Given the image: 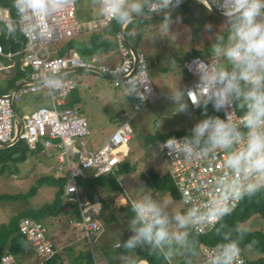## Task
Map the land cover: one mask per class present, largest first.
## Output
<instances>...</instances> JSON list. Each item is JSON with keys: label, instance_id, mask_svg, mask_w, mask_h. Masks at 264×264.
I'll return each mask as SVG.
<instances>
[{"label": "rangeland", "instance_id": "obj_1", "mask_svg": "<svg viewBox=\"0 0 264 264\" xmlns=\"http://www.w3.org/2000/svg\"><path fill=\"white\" fill-rule=\"evenodd\" d=\"M190 2L188 5H181L168 11L171 20L169 29L161 28L160 21L163 15L155 20L145 17L136 20L132 25L130 43L136 52L143 54L147 60L146 73L158 97L155 102L136 111L129 98L134 94H130L128 87H115L111 79L87 71H75L64 75L63 79L69 89L66 96L59 97L56 92L53 93L58 109L69 107L87 122L89 134L83 138H73L74 146L78 150L98 151L120 126L123 124L130 126L132 138L118 157L121 161L119 166L129 165L134 170L120 177L122 196L127 199V196L137 197L145 190L151 191L155 199L162 201L163 209L168 215L169 231L186 233L184 240L180 243L174 242L175 253L169 250L167 254L171 264H207L201 246L189 256L191 246L187 242V236L194 232L191 224L184 229H178L172 219L173 214L186 212L181 201L173 199L168 193L149 189L142 182V176H147L150 170L160 176L168 172L158 150L159 141L154 136L190 129L196 122L195 114L189 106L183 113H173L171 110L173 106L167 97L170 89L189 87L193 79L186 73L184 62L195 57L196 52H202L201 59H205L210 37L223 23L222 17L197 2ZM95 4L96 0H87V3L84 0H76L77 14L82 17L81 19H88L92 10L96 9ZM209 25L210 28L206 27ZM63 45L64 41H57L44 45V48L51 57H54ZM170 60L175 61V67L169 66ZM13 61L0 56V66H7ZM8 77L7 72L0 71V86L7 83ZM20 95L19 100L13 102L15 115L20 122L34 111L52 105L48 90ZM68 102L73 103L67 106ZM32 153H28L24 162L12 166L10 172L7 171L0 176V196L26 194L40 178L46 176L58 178L64 175V168H60L54 157ZM55 191L54 188L42 186L28 202H0V226L7 224L10 219L27 208L39 209L45 204L52 203ZM112 196H114L111 205L113 221L109 227L102 226L100 235L91 244L85 240H76L74 227L65 213L41 222L46 236L54 244L55 249L65 251L63 254L65 264H75L76 257L85 250L92 253L94 264H106L98 255L101 248L107 250L111 256L122 252L123 248L115 250L112 247L117 241L127 239L129 217L119 210L121 195ZM64 204L66 206V202ZM108 213L104 212V217H108ZM241 228L245 231L264 232V220L254 216L243 223ZM241 254L249 264H258V260H264V252H259L253 245L243 248ZM14 260L16 264H42L29 244L25 253Z\"/></svg>", "mask_w": 264, "mask_h": 264}, {"label": "clouds", "instance_id": "obj_2", "mask_svg": "<svg viewBox=\"0 0 264 264\" xmlns=\"http://www.w3.org/2000/svg\"><path fill=\"white\" fill-rule=\"evenodd\" d=\"M174 2L99 0V10L101 15L118 23L128 22L135 16L163 13L161 28L169 29L170 14L164 10ZM57 3L58 0H28L25 6H18V11L23 12L26 7L38 12L55 8ZM215 7L223 23L210 37L206 58L196 59L189 66L197 78L195 90L177 87L170 89L167 97L173 113L185 112L191 103L194 107H203V118L192 124L187 135L169 136L161 147L172 157L185 160L220 152L224 171L199 206L183 214H173L178 229L189 224L215 225L227 214L228 201L250 197L264 189V0H216ZM169 66L175 67V61L170 60ZM130 85V94L144 99L139 87L132 82ZM196 94L201 99L194 102ZM234 104L244 109L239 124L232 117ZM209 105L213 112L223 116L208 115ZM177 190L188 202L190 194L182 187ZM126 204L129 235L113 247L132 250L146 245L163 252L173 242L185 239L186 233L169 231L162 201L155 199L151 191L145 190L137 197L127 196ZM238 255V242L226 238L212 264H234ZM121 264H129L127 255H121Z\"/></svg>", "mask_w": 264, "mask_h": 264}, {"label": "built area", "instance_id": "obj_3", "mask_svg": "<svg viewBox=\"0 0 264 264\" xmlns=\"http://www.w3.org/2000/svg\"><path fill=\"white\" fill-rule=\"evenodd\" d=\"M15 1L18 6H25L28 3V0ZM75 2L76 0H58L55 8H44L38 12L25 7L23 12L18 11L15 21L17 32L21 37L18 38L16 35L12 37L13 44L19 47L18 51L5 53L0 43V56L9 61L20 56V70L25 75L23 81L19 83L18 87H21L17 91L0 95V148L12 144L17 138L15 144L24 142L30 151L37 152L38 155L53 154L52 156L60 168H65L68 175V182L64 186V200L76 204L79 209L80 218L69 221L74 227L75 238L91 244L98 238L102 230L97 216L102 213L103 207L99 203H89L80 198L76 179L88 171L94 177L113 174L121 164L119 153L123 148H126L132 138V129L128 124H123L98 151L78 150L74 146L73 138H83L89 134L87 122L69 107L58 109L53 93L56 92L59 97L66 96L69 89L67 82L63 79L64 75L75 71H87L111 79L115 87L130 89V82L139 87V91L144 93V99L141 100L133 93L135 100L132 107L136 111L155 102L158 97L146 73L147 60L145 56L141 53L134 55L123 41L121 33L116 35L120 58L118 67L98 65L94 60L82 61L78 53L72 49L67 50L65 55L51 57L44 45L76 37L81 31V25L76 16ZM194 2L207 4L216 9V0H194ZM155 15L157 14H152V16ZM113 20L102 15L101 23L108 26ZM11 22L9 10L0 6V25L10 28ZM1 35L0 29V37ZM196 59L201 58L191 57L184 62L186 73L193 79L188 88L193 90H195L197 78L189 71V66ZM13 66V62L7 66H0V71L9 73ZM41 90L49 91L51 107L40 108L20 122L15 115L13 102L19 100L20 93H37ZM200 99L199 94L193 97L194 102ZM188 104L193 109L196 108L193 104ZM231 113L233 120L239 124L240 116L237 114L235 105H233ZM18 127H20L19 133H17ZM241 131L244 129L241 128ZM55 139H59L58 144L51 142ZM162 142H158V150L167 167V175L173 181L185 211L193 206H199L206 196L211 194L215 188L216 178L224 171L221 167L223 155L220 152H213L191 160L174 158L161 147ZM178 187H182L190 194L188 202L182 198L181 193L177 190ZM243 198L228 201L226 215L231 213ZM126 205L124 200V206ZM191 226L195 234L203 235L209 232L214 225L191 224ZM19 232L42 262L58 252L46 236L41 222L32 218H24L19 224ZM201 247L205 262L212 264L221 245ZM0 264H15V260L11 255H4L0 259ZM234 264H248L240 249Z\"/></svg>", "mask_w": 264, "mask_h": 264}, {"label": "trees", "instance_id": "obj_4", "mask_svg": "<svg viewBox=\"0 0 264 264\" xmlns=\"http://www.w3.org/2000/svg\"><path fill=\"white\" fill-rule=\"evenodd\" d=\"M182 1L184 0H175L173 5ZM190 3L191 2H187L183 4V6ZM0 6L9 10L12 21L10 23V28L0 25V29L2 31L0 43L3 46L4 52H16L19 47L13 44L12 37L14 35L18 38L21 37V35L17 32V25L15 22L18 17V4L15 0H0ZM135 22L136 20L130 21L124 28V37L129 43L131 37L130 32L132 31V25ZM109 26L110 34L112 36H116L119 32L120 23L113 20ZM69 49L76 51L82 61L90 62L92 59H95L98 63L103 65L107 60L113 59L115 54L118 55L117 43L115 39L107 38L98 31L90 33L85 39L73 37L64 40V45L60 49L59 55H65ZM202 54V52H196L195 57L201 58ZM13 59L14 66L8 73L9 77L7 79V83L4 86H0V95L10 94L18 87L19 83H21L25 77L24 73L20 70V56H16ZM72 103L73 102H68L67 106H71ZM234 105L238 116L241 117L244 109L238 104ZM193 111L196 121L203 118L202 112H204V109L202 106L196 107ZM207 114L220 115L222 117V113L213 112L211 105L207 108ZM189 130L190 129H182L169 134L155 135L154 137L157 141L162 142L169 136L180 138L187 135ZM28 153H32V151L29 150L28 146L24 142H17L8 148H0V176L4 175L7 171L10 172L12 166H17V164L24 162ZM133 170L134 168L129 165H121L113 174L99 177H94L91 173L86 172L83 176L76 179V185L80 198L89 203L101 204L103 207L102 213L109 212V214L112 215L111 205L114 198L112 195H122L120 177ZM63 173L64 175L58 178L53 176L40 178L26 194L0 196V202H28L37 194L38 190L42 186H47L56 190L52 203L45 204L39 209L27 208L10 219L7 224H2L0 226V259L4 255H11L13 258H17L25 253L28 242L19 232V224L22 219L32 218L35 221L42 222L47 218L60 217L63 213H65L68 221L80 218L79 209L76 204H71L70 202H66V206L64 204L65 200L63 193L64 186L68 182V175L65 170ZM142 182L149 189L168 193L173 199L180 200L176 187L167 174L160 176L156 172L150 170L148 171L147 176H142ZM114 190L116 191L114 192ZM119 210L124 215L129 217L127 205L120 206ZM254 216H258L264 220V189H261L250 197H244L231 213L221 218V220L206 234L197 235L192 232L189 236H187V242L190 243L191 246L189 256H192L194 251H196L200 246L215 247L222 245L226 238L236 240L240 250L253 245L259 252L263 253L264 232L245 231L241 228L243 223L249 221ZM112 221L113 217L111 216L110 219L105 221V223L110 224ZM175 246L176 243L173 242L170 246L164 249L163 252L151 250L146 245L136 247L134 250L136 255H138V258L148 264H171L168 258L165 259V255L167 257L168 251ZM74 263L94 264L92 253L89 250L80 252ZM257 263L264 264V260H258ZM42 264H65L63 253L57 252L50 259L43 261Z\"/></svg>", "mask_w": 264, "mask_h": 264}, {"label": "crops", "instance_id": "obj_5", "mask_svg": "<svg viewBox=\"0 0 264 264\" xmlns=\"http://www.w3.org/2000/svg\"><path fill=\"white\" fill-rule=\"evenodd\" d=\"M84 2L85 3H87V0H84ZM89 3V2H88ZM96 9L95 10H92V13L90 14V17L88 18V19H81L82 17H80V15H78L77 14V11H76V16H77V19H78V22L80 23V25H81V31H80V33L76 36V38H79V39H85V38H87L88 37V35L90 34V33H92V32H94V31H98V32H100L103 36H105V37H107V38H112V39H115V41H116V43H117V40H116V36H112L111 34H110V32H109V28H110V26L108 25V26H106V25H103L102 23H101V20H102V15L100 14V10H99V0H96ZM77 10V9H76ZM144 18L146 17V16H143ZM141 20V19H140ZM118 33H120V26H119V32ZM117 33V34H118ZM123 35H124V30H123ZM127 40V39H126ZM128 42V41H127ZM129 43V42H128ZM130 45H131V43H129ZM132 46V45H131ZM136 51V50H135ZM59 53H60V49L59 50H57V55H59ZM117 53H118V51H117ZM137 53V52H136ZM56 55V56H57ZM55 57V56H54ZM92 60H94L95 61V63L96 64H98V65H103V64H100V63H98L95 59H92ZM91 60V61H92ZM13 61V60H12ZM14 63V62H13ZM106 64V65H105ZM104 65L105 66H109V67H113V68H115V67H118L119 65H120V58H119V53H118V55L117 54H115V57L113 58V59H111V60H107L106 61V63H105ZM8 74V73H7ZM18 88V87H17ZM129 98H130V100L132 101V103H133V101L135 100V95L132 97V95H130L129 96ZM188 106L192 109V111L194 110L189 104H188ZM194 112V111H193ZM104 146V145H103ZM102 148V147H101ZM79 150H84V149H79ZM86 151V150H85ZM89 152H93V151H89ZM53 154H51V156H52ZM53 157V156H52ZM58 164V163H57ZM63 169V168H62ZM64 170L66 171V169L64 168ZM87 173H90V171H88ZM92 174V173H91ZM121 183V182H120ZM121 198V199H120ZM119 199H120V206H124V200L126 201L127 199H126V197H123L122 195H121V197H120ZM104 213H102L101 215H99L98 217H97V220L99 221V223H100V225H101V227L102 226H105V227H109L110 225H111V223L108 225V224H106L105 223V221L107 220V219H110V217L112 216V215H110L109 213V218L108 217H104V215H103ZM113 249H115V250H119V249H122V247L121 248H116V247H112ZM171 250H173V252L172 253H175L174 252V250H175V247L174 248H171L170 249V251ZM57 251H58V253H65V251H60V250H58L57 249ZM127 255L128 257H129V264H148L147 262H145V261H143V260H141V259H139L138 258V255H136V253H135V250L134 249H132V250H123L122 249V252H119V254L118 255H113V256H111V254L107 251V250H105V249H103V248H101V249H99V253H98V255L100 256V258L104 261V263H106V264H121V255ZM167 254H169V251H168V253ZM169 260V259H168ZM65 261V260H64ZM16 264V263H15Z\"/></svg>", "mask_w": 264, "mask_h": 264}, {"label": "water", "instance_id": "obj_6", "mask_svg": "<svg viewBox=\"0 0 264 264\" xmlns=\"http://www.w3.org/2000/svg\"><path fill=\"white\" fill-rule=\"evenodd\" d=\"M190 1H194V0H184V1L180 2V3H177V4L172 5L171 7H169V8H168L167 10H165V11L168 12V11H170V10H172V9H174V8H177V7L183 5V4L187 3V2H190ZM199 4L203 5L206 9H208V10L211 11V12H213L214 14H216V15L222 17L221 15H219V13L217 12V10H216L215 8H212L211 6H209V5H207V4H203V3H199ZM162 15H163V13H161V14H157V15H155V16H152L150 19H151V20H155V19L159 18V17L162 16ZM222 18H223V17H222ZM140 19H144V17H143V16H135V17H133L131 20H129L128 22L120 23V33H121V35H122V37H123V41H124L125 44H126L131 50H132V52H133L134 55H136V51H135V49H134V48H133V47L127 42L126 38H125L124 35H123V30H124L125 26L127 25V23H129L130 21H133V20H140ZM20 87H21V86H19L18 88L14 89L11 93L17 91ZM19 130H20V127L17 128V133H19ZM17 135H18V134H17ZM16 139H17V138H16ZM16 139L14 140V142H13L12 144H9V145H6V146H3V147H1V148H8V147L13 146V145L15 144V142H16ZM51 142H52L53 144H58V143H59V139L51 140Z\"/></svg>", "mask_w": 264, "mask_h": 264}]
</instances>
